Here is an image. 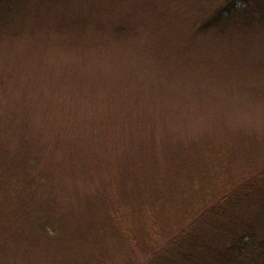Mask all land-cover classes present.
<instances>
[{"label": "rangeland", "instance_id": "obj_1", "mask_svg": "<svg viewBox=\"0 0 264 264\" xmlns=\"http://www.w3.org/2000/svg\"><path fill=\"white\" fill-rule=\"evenodd\" d=\"M213 2L68 0L13 16L0 27V167L30 162L44 191L36 203L54 213L60 201L77 208L89 198L77 225L111 210L118 193L103 177L127 163L117 146L150 134L142 125L173 123L165 133L177 138L157 140L159 126L150 134L156 150L192 141L209 148L207 137L217 144L214 135L250 131L264 142V24L241 34L195 29Z\"/></svg>", "mask_w": 264, "mask_h": 264}, {"label": "trees", "instance_id": "obj_2", "mask_svg": "<svg viewBox=\"0 0 264 264\" xmlns=\"http://www.w3.org/2000/svg\"><path fill=\"white\" fill-rule=\"evenodd\" d=\"M67 2L0 0V27L13 24L17 14L25 17L31 5L38 9L49 3L51 9ZM198 19L199 31L255 32L264 24V0H214ZM171 123L142 129L154 135L163 127L157 140L173 138L165 133H171L165 130ZM150 134H138L136 141L131 137L120 151L116 145L117 153L127 149V163L111 168L103 179L118 197L111 210L87 214L78 226L74 219L90 205L89 198L77 208L65 209L60 201L54 213L51 205L36 203L44 191L30 162L16 172L0 167V264H20L22 256L31 264H264V142L259 136L251 131L214 135L220 141L207 137L209 148L192 141L187 149L181 144L167 151L152 147L156 138ZM138 158L143 160L135 165ZM214 179H219L215 185ZM24 244L35 249L34 260ZM116 250L121 259L115 258Z\"/></svg>", "mask_w": 264, "mask_h": 264}]
</instances>
